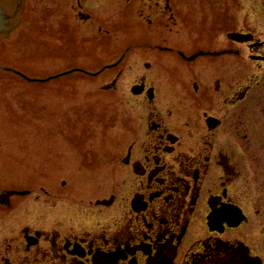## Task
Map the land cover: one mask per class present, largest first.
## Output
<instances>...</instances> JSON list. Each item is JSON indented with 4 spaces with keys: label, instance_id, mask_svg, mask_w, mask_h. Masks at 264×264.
Returning a JSON list of instances; mask_svg holds the SVG:
<instances>
[{
    "label": "flooded vegetation",
    "instance_id": "1",
    "mask_svg": "<svg viewBox=\"0 0 264 264\" xmlns=\"http://www.w3.org/2000/svg\"><path fill=\"white\" fill-rule=\"evenodd\" d=\"M74 1L78 54L94 64L78 74L96 81L78 92L116 111L120 127L101 143L78 117L76 183H0V264H264L257 205L249 212L233 190L243 160L226 114L240 116L264 75V3ZM227 17L230 31L206 46ZM58 142L37 153L46 170L65 167Z\"/></svg>",
    "mask_w": 264,
    "mask_h": 264
},
{
    "label": "rangeland",
    "instance_id": "2",
    "mask_svg": "<svg viewBox=\"0 0 264 264\" xmlns=\"http://www.w3.org/2000/svg\"><path fill=\"white\" fill-rule=\"evenodd\" d=\"M74 2L0 0V183H19V189L27 188L28 183H76L75 154L70 150L78 148V117L92 121L88 130L97 132L101 143L104 133L120 127L116 111L94 96L78 92V86L96 81L78 74V67L90 70L94 64L89 54H78ZM112 7L106 6L105 11ZM101 25L104 29L110 26ZM221 25V29L206 30V46L216 47L233 21L227 17ZM87 34L92 40L105 35L98 26L88 27ZM225 70L227 80L233 81V57L227 58ZM255 74L257 84L241 104L240 116L238 107L227 108L226 114L231 116L235 140L241 141L243 160L244 175L233 190L247 198L244 205L249 212L257 205L259 213L253 223L257 224L259 253L264 256V75ZM54 142H64L59 148L65 155L63 170L39 165L44 159L37 153L47 151Z\"/></svg>",
    "mask_w": 264,
    "mask_h": 264
}]
</instances>
